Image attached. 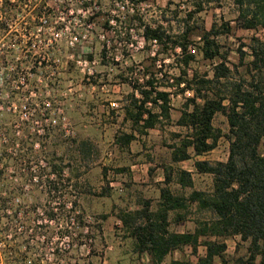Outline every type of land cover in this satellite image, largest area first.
Wrapping results in <instances>:
<instances>
[{"label":"rangeland","instance_id":"rangeland-1","mask_svg":"<svg viewBox=\"0 0 264 264\" xmlns=\"http://www.w3.org/2000/svg\"><path fill=\"white\" fill-rule=\"evenodd\" d=\"M105 1L116 8L115 12L124 10V4L132 5V2L126 0ZM138 1L134 6L143 22H161L174 33L180 30L187 13L195 8V0ZM8 2L12 4L13 1ZM84 2L15 0L12 7L8 4L9 9L12 8L10 16L19 19L41 14L39 11L46 4L45 16L49 17L50 22L41 33L43 40L48 42L47 46L42 44L46 60L36 66V72L42 74L43 81L33 79L37 90L34 100L43 110L45 104L42 102L48 99L51 103L47 109L49 115L42 123L45 128L43 134L40 135L34 125L31 151L28 156H19L18 161L19 158L31 160L32 174L37 175L39 180L45 176V164L64 165L65 172L63 179L51 185L44 181H31L25 189L26 182L20 179L25 178L24 162H5L4 165L15 169V175L19 177L18 182H5V190L7 196L19 197L10 200L13 208L26 207L33 210L43 207L48 209V213L54 212L52 216L50 213L48 215V236L65 238L62 252L64 264H148V255L135 251L134 241L127 236L118 213L121 209L137 208L140 197L152 199L153 206H156L160 187L165 180L162 165L171 162L172 149L169 145L174 142L175 133L186 132L176 120L187 98L192 96V91L182 93L180 88L166 87L173 92V121L138 137L129 148L119 146L116 136L132 130L131 122L124 119L125 99L133 91L136 80L143 81L145 66L157 55L159 46L147 43L141 35L142 29H131L132 35L127 38L125 31L128 23H122V26L112 23L116 24L117 30L122 31L118 34L114 31L106 32L96 21L86 27V32L80 37L76 30L86 24L88 16L82 8ZM237 15L233 0H217L205 3V9L195 14L194 18L202 27L223 21H231L232 26H235ZM137 24L139 26L140 21ZM256 35L264 38V29L246 30L236 25L233 33L221 36L225 48L230 50V66L239 62L238 48L242 42L249 43ZM75 36L79 37L75 39ZM193 40L198 43L199 37L194 35ZM106 41L108 52L105 59L110 64L103 62L101 53ZM195 43L191 48L197 56L189 66V77L194 70L200 73L210 71L216 62L204 59L196 51ZM43 46L38 48L39 52ZM244 50L249 52L250 49L245 46ZM177 52L180 53V49ZM171 53V56L167 53L157 55V67L162 68L159 75L165 79L163 82L166 84L168 81L172 83L183 67L177 55L170 50ZM215 124L227 129L226 118L221 114L217 116ZM82 140L90 143L86 149L90 155L87 159L79 151L78 143ZM36 143H39L38 147H35ZM229 146V141L222 138L213 151L200 156L193 154L190 159L177 165L193 173L195 188L210 189L213 185L212 176L198 172L195 162L204 159L225 161L229 155ZM26 163L28 167L29 162ZM171 186L173 190L187 194L192 190L182 189L176 183ZM105 189L108 190L106 195H101ZM36 216L34 212L26 214L23 222L30 224ZM172 228L178 231L193 230L194 222L190 217L179 225H172ZM227 242L230 256L246 253L248 243L242 242L240 237L230 238ZM200 250L203 252V248ZM172 258L195 259L189 248L176 250L167 257L166 263Z\"/></svg>","mask_w":264,"mask_h":264},{"label":"trees","instance_id":"trees-1","mask_svg":"<svg viewBox=\"0 0 264 264\" xmlns=\"http://www.w3.org/2000/svg\"><path fill=\"white\" fill-rule=\"evenodd\" d=\"M126 1L132 5L124 4V10L115 12L116 8L105 0H85L82 8L88 16L86 24L76 30L80 37L96 21L106 32L118 34L122 31L115 25L128 23L127 38L132 35L131 29H142L144 40L159 46L157 55L171 56V50L183 67L180 75L166 84L159 75L162 68L157 67L158 56L151 58L152 62L145 66L143 81L137 79L125 99L124 119L131 122L132 130L117 135V144L129 148L138 137L173 121V92L166 87L180 88L182 93L192 91L176 120L186 132L175 133L174 142L169 145L171 162L162 165L165 180L156 206L152 199L140 197L137 208L121 209L118 213L127 236L133 239L136 252L148 255V264H264V38L256 35L249 43L242 42L238 48L239 62L232 66L230 50L221 41V36L233 33L236 25L239 29H264V0H233L237 24L213 22L210 27L198 25L194 17L205 9V3L217 0H195V8L187 13L175 33L161 22H143L134 6L139 1ZM194 35L199 37L198 43L194 42ZM194 43L204 59L216 62L211 72L194 70L189 77V66L197 56L191 48ZM245 46L249 52L244 50ZM107 52L106 41L101 53L103 62L110 64L105 59ZM219 114L226 118L227 129L215 124ZM222 138L230 143L227 160H196L197 171L211 175L213 185L210 189L195 188L193 173L177 164L193 154L213 151ZM89 145L87 140L78 143L86 159L90 156L86 152ZM53 170L63 172L64 178V165H53ZM172 183L192 190L188 194L177 192ZM190 217L193 230L172 228ZM234 237L248 243L244 255L228 254L227 241ZM187 248L195 259L172 258L166 263L169 255Z\"/></svg>","mask_w":264,"mask_h":264},{"label":"built area","instance_id":"built-area-1","mask_svg":"<svg viewBox=\"0 0 264 264\" xmlns=\"http://www.w3.org/2000/svg\"><path fill=\"white\" fill-rule=\"evenodd\" d=\"M8 1L0 0V264H8L9 261L17 264H64L62 252L65 238L48 236V215L50 213L52 216L54 212L48 213V209L43 207L33 210L13 208L10 200L19 197L7 196L5 190V182L19 181L15 169L5 166V162H24L25 178L20 179L26 182L25 189L31 181H44L50 185L59 181L53 166L45 164V176L39 180L37 175L32 174L31 160L19 158L18 161L19 156H28L31 151L34 125L37 126V132L43 134L45 128L42 123L49 115L47 109L51 103L46 99L42 102L45 104L43 110L38 106L34 100L37 90L33 83L36 79L43 81L42 74L36 72V66L46 60L44 46L48 42L43 40L41 33L45 25L50 23L49 17L45 16L44 7L47 6L41 7V14L19 19L9 14L15 0H11L12 4ZM78 37L75 36V39ZM41 46L43 49L39 52ZM38 145L36 143L35 147ZM26 162H29L28 167ZM56 189L59 190L58 187ZM32 212L37 214L35 219L30 224L24 223L25 215ZM50 221H53L52 217Z\"/></svg>","mask_w":264,"mask_h":264},{"label":"flooded vegetation","instance_id":"flooded-vegetation-1","mask_svg":"<svg viewBox=\"0 0 264 264\" xmlns=\"http://www.w3.org/2000/svg\"><path fill=\"white\" fill-rule=\"evenodd\" d=\"M57 177H58V179H60L61 177H63V172L61 174L58 173Z\"/></svg>","mask_w":264,"mask_h":264},{"label":"crops","instance_id":"crops-1","mask_svg":"<svg viewBox=\"0 0 264 264\" xmlns=\"http://www.w3.org/2000/svg\"><path fill=\"white\" fill-rule=\"evenodd\" d=\"M200 156V155H199ZM8 264H17V262H12V261H9Z\"/></svg>","mask_w":264,"mask_h":264}]
</instances>
